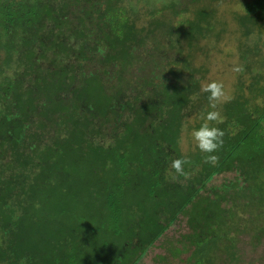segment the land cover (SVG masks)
<instances>
[{
	"label": "trees",
	"instance_id": "16d2710c",
	"mask_svg": "<svg viewBox=\"0 0 264 264\" xmlns=\"http://www.w3.org/2000/svg\"><path fill=\"white\" fill-rule=\"evenodd\" d=\"M228 1L0 0V264H136L194 200L196 224H223L199 195L238 161L250 181L240 197L259 205L250 242L260 240L264 0L227 20ZM224 38L243 71L217 108L225 135L213 165L181 139L211 110L201 80ZM177 158L189 178L170 168ZM203 234L191 235L209 264L218 242Z\"/></svg>",
	"mask_w": 264,
	"mask_h": 264
},
{
	"label": "rangeland",
	"instance_id": "374dc122",
	"mask_svg": "<svg viewBox=\"0 0 264 264\" xmlns=\"http://www.w3.org/2000/svg\"><path fill=\"white\" fill-rule=\"evenodd\" d=\"M243 1L231 0L222 5V14L225 15L227 20L235 13L243 12ZM249 38L254 40L255 36L250 35ZM235 39L237 40L238 38ZM211 44H213L215 49H218L217 51L215 50V56L211 59L216 58V60L211 71L202 78L201 84L213 80L222 82L223 85L225 83L227 90H224V93L227 96L232 94L229 92L236 83L237 72L234 69L239 64V60L238 55H234L230 61H227L226 57L231 53H237V48L228 38ZM224 79L226 80L225 82ZM190 107L192 108L193 106ZM198 117H200V108L190 109L187 112L186 120L192 122L191 126H196L197 122L194 119ZM185 128L186 126L184 125ZM192 130L193 128H189L182 136L181 145L183 152L195 145L191 137ZM249 182L244 172V167L240 165L239 161L236 163L235 169L216 174L211 182L207 183V186L201 191L199 196L202 199L207 198L218 205L219 213L224 214L223 224L220 225L217 219L212 218V222L215 223L210 228L212 231L208 230L207 224L206 226L203 223L196 224V220H193L190 213H187L189 210H197L198 203L194 200L193 203L188 205L187 212L181 213L172 222L169 228L155 242L154 246L149 247L147 253L142 257H137L136 264H199L198 256L202 247L198 248L199 245L195 241L196 238L191 234L201 233L202 231L204 233L203 238L207 242H218L214 249L209 252V256L212 257L209 264H264V231L260 232L263 235L260 240L255 238L251 243L250 239L254 234V230L249 232L250 226L247 225L250 224L249 220L256 214L255 212L259 210V205L252 199L250 200L249 197H240L241 187H249ZM234 213L241 218L239 224L231 221ZM262 223L261 221L259 226ZM231 245H234L239 250V258L237 260H231L230 258L227 247ZM173 250L179 252L174 253Z\"/></svg>",
	"mask_w": 264,
	"mask_h": 264
},
{
	"label": "clouds",
	"instance_id": "9594fccd",
	"mask_svg": "<svg viewBox=\"0 0 264 264\" xmlns=\"http://www.w3.org/2000/svg\"><path fill=\"white\" fill-rule=\"evenodd\" d=\"M101 54L103 53L101 52ZM234 71L241 72L243 68L237 66ZM201 91L209 93L208 100L211 110L206 111L205 115L202 117L203 123L199 128L192 130L191 137L200 152L208 154L204 157L205 163L215 165L218 162V157L212 155V153L217 152L223 146L225 132L219 127L214 126L213 122L216 124L224 122V118L217 110L219 103H221L225 97L224 85L222 82L213 80L203 83L201 85ZM188 163L190 162L186 158H177L171 161L170 168L178 175L184 176L187 179L190 174L184 170V165Z\"/></svg>",
	"mask_w": 264,
	"mask_h": 264
}]
</instances>
